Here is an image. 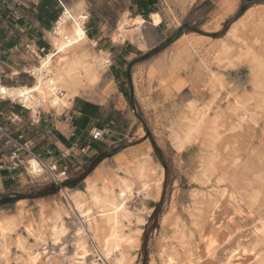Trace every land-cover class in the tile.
<instances>
[{"label":"rangeland","instance_id":"1","mask_svg":"<svg viewBox=\"0 0 264 264\" xmlns=\"http://www.w3.org/2000/svg\"><path fill=\"white\" fill-rule=\"evenodd\" d=\"M21 1L0 0V44L25 31L23 25L15 27L22 16L35 22L30 12L38 15L37 3L25 0L30 7L22 11ZM59 1L71 14L88 18V41L71 53L93 80L80 70L70 105L52 108L64 133L52 130L47 137L63 149L47 155L53 145L37 142L41 132L27 129L37 142L36 155L66 167L62 183L47 174L0 170V222L5 215L15 221L1 240L0 264H27L26 253L37 255V264H78L74 240L82 220L69 210L62 190L83 191L88 181L114 182L116 176L137 183L120 222L129 240L122 264H264V1L235 0L233 12L221 20L214 14L225 0ZM56 6L59 16L58 0ZM145 10H155L160 24H152ZM136 16L142 25L134 23ZM56 22L42 34L50 52ZM38 57L19 71L36 65ZM21 76L22 85L31 88L33 80ZM88 105L97 108L100 128H93L102 131V140L93 141L90 131L78 133L74 126ZM70 132L74 136L67 138ZM70 148L84 153L59 159L60 151ZM99 156L106 158L79 181ZM138 165L144 169L146 195L134 178ZM40 204L46 220L68 211V217L63 215L67 231L58 245L52 244L47 222L39 223ZM30 223L38 234H25ZM87 233L84 263L111 264Z\"/></svg>","mask_w":264,"mask_h":264},{"label":"bare ground","instance_id":"2","mask_svg":"<svg viewBox=\"0 0 264 264\" xmlns=\"http://www.w3.org/2000/svg\"><path fill=\"white\" fill-rule=\"evenodd\" d=\"M234 8L235 0H225L223 6L215 12V18L220 20L223 19L225 16L231 14ZM71 13L68 10H65L63 15L57 20L55 27L52 28L51 37L53 41V52L48 53L46 57H38L39 69H47L51 73L49 80L41 81L39 78H36V80L33 81L34 84L31 88L26 86L6 88L0 84V91L3 90L7 95H10L18 102L32 107V112L34 114L37 113L36 108L38 106L43 107L44 104L51 108H55L57 111L66 109L76 96V87L74 89V86L75 83H77L76 80H80L77 78L80 74V70L86 72L88 78H92L93 80V77L88 73L86 67L81 63V59L71 53L73 47L88 41L87 36L85 35V30L83 29L85 17L77 12L76 15ZM150 19L154 25H158L161 22V17L157 13L151 14ZM134 23L142 25V17H134ZM24 72H27V69L26 71L24 70ZM86 77L84 79H86ZM59 92H62V97L58 96ZM24 100H27L30 103H25ZM41 170L42 169L36 160L31 159L28 161L27 171L30 176H37L41 173ZM134 170V178L139 183V189L143 195H146L148 185L145 182L144 169L142 165H138ZM116 178L117 179H115L114 182L102 180L99 183H95L88 181L83 191H74L71 194H67V190H62V194L67 200L69 210L82 220V226L80 225L77 229L75 228L74 257H76L78 264H85V257L89 253V246L86 241L87 238L85 237V232H87V230V234H89V231L90 233L92 232L93 238L100 246L99 253L103 260H106L111 264H122L124 261L125 255L123 247L129 242V240L121 234L120 222L122 218L127 217V213L124 212V209L127 206V203L135 196L134 185L136 182H134L129 176H116ZM38 212L39 223L47 222V228L49 230V236L52 239V244L58 245L67 231L64 225L63 215L68 217V211L61 210V212H57L54 217L49 220L44 219L43 205H39ZM14 226L15 221L13 219H8L6 215L2 218V221L0 222L1 244V240L7 236L6 234L8 232L12 231ZM36 226L33 223L25 226V234L28 236H34L33 232L38 230ZM84 226L87 227V230H85ZM261 227L264 229V223L261 224ZM35 239L38 242H44L41 237H35ZM1 248L2 247H0V249ZM25 256L27 257V264L38 263L37 255L26 253ZM170 264L173 263L171 262Z\"/></svg>","mask_w":264,"mask_h":264},{"label":"built area","instance_id":"3","mask_svg":"<svg viewBox=\"0 0 264 264\" xmlns=\"http://www.w3.org/2000/svg\"><path fill=\"white\" fill-rule=\"evenodd\" d=\"M59 4L61 5L62 11L60 12L57 20L63 15L65 11V7L62 5V3L58 0ZM87 19H85L84 22V30L86 33L85 25L87 22ZM27 47V46H26ZM51 51L50 44H44L37 48L36 54L41 57H46L47 54ZM35 59L36 55L33 54ZM37 60V59H36ZM36 67H28L27 72H24L23 69L20 71V73L28 76L31 80H36V78H39L41 81H47L49 80L51 73L47 69H39V64L33 65ZM6 88L9 87H23L27 85H15V86H9L4 83H1ZM8 90V89H6ZM59 97H62V92L58 93ZM25 103H30L27 100H24ZM0 103H6L9 105H17L22 111L26 112L29 119L31 120V123L39 122L40 118L43 114H49L53 112L54 110L52 108L46 110L42 106H38L36 108L37 113H33L32 107H29L28 105H25L24 103L18 102L16 99H13L10 95H7L3 90L0 91ZM19 122L18 116H12L11 119H9V125H6L5 123L0 124V149L2 150L0 153V170H7L8 172H14L19 173L22 170L27 171V168L25 167L29 160L34 159L39 164L41 170V173L39 175H45L47 174L48 177L52 178V181L55 184H60L66 179L67 170L66 167L59 166L58 161L53 160L52 157H50L48 160L43 159L41 156L36 155L33 152V144L30 140H26L23 136V133L20 131L19 127H16V123ZM103 133L102 131L97 130L96 128H92L89 132V136L93 141H99L102 140ZM73 149H65L60 151V158L59 159H67L69 157H74L76 153H84V149H78L73 153ZM47 155H51L50 151L46 152ZM55 161V162H54Z\"/></svg>","mask_w":264,"mask_h":264},{"label":"crops","instance_id":"4","mask_svg":"<svg viewBox=\"0 0 264 264\" xmlns=\"http://www.w3.org/2000/svg\"><path fill=\"white\" fill-rule=\"evenodd\" d=\"M20 3L21 5L19 7L22 11H24V9H29L30 2L26 3L25 0H23ZM36 13L38 12L36 11ZM30 14L35 17V22L33 23L26 17L22 16V18L15 22V27L23 25L26 27L25 31L19 28L21 30L20 34H12L13 38L11 40L7 41L5 39V43L0 44V82L9 86L24 83L19 68L25 63V61L35 59L33 54L37 56V48L43 45L42 34L46 32V29L42 27V23L37 14L34 15L31 12ZM31 26L33 27V30L28 31L27 29ZM18 41H21L22 43L18 45L16 43ZM28 86L29 85L26 87ZM12 116H18L19 122L15 125L16 127H19L26 140H30L27 134L28 130L31 131L29 127H34L38 132H41L36 139L37 142H40L43 145H46L47 142H49V145H53L52 148L47 147L46 151L51 149L52 151L57 150L58 152V149H63L53 136L52 137L55 140L47 137L51 134L52 130H59L60 133H64L61 132V129L64 130L65 126H62V124L57 121V116L55 114H43L38 123H31L26 112L22 111L20 108L6 103H0V124L5 123L6 125H9V119H11ZM25 116L28 118L26 119ZM70 136L72 137L74 134L70 132L67 138ZM30 141L33 145L34 143H37L34 140Z\"/></svg>","mask_w":264,"mask_h":264},{"label":"trees","instance_id":"5","mask_svg":"<svg viewBox=\"0 0 264 264\" xmlns=\"http://www.w3.org/2000/svg\"><path fill=\"white\" fill-rule=\"evenodd\" d=\"M23 1V0H22ZM35 3H37V12H38V18L40 22L42 23V27L48 30L51 25L56 21L58 16V11H56V0H49L47 3L43 2V0H35ZM142 7L143 5H147L146 1L141 2ZM144 13L153 14L156 13L155 10H145ZM86 110L79 112L78 118L76 119V122H74V126L77 129L78 133L81 131L88 133L91 128L100 126L96 124L95 122V110L97 109L95 106H86ZM106 157L99 156L93 159L90 166L83 172L81 175L79 181L84 180L97 166L98 164L105 159ZM75 185L73 184L70 186L73 188ZM157 206H155V209L153 211L152 216L156 214ZM145 237V233L143 234V238ZM143 249L145 248V240H143L142 244Z\"/></svg>","mask_w":264,"mask_h":264},{"label":"water","instance_id":"6","mask_svg":"<svg viewBox=\"0 0 264 264\" xmlns=\"http://www.w3.org/2000/svg\"><path fill=\"white\" fill-rule=\"evenodd\" d=\"M264 0H257L256 2H263ZM249 3H243L242 4V6L241 7H244V6H246V5H248ZM240 11H241V9L239 10V13H240ZM238 13V14H239ZM238 14L235 16V18L238 16ZM187 30H189V29H187ZM147 56H145V57H143V58H146Z\"/></svg>","mask_w":264,"mask_h":264}]
</instances>
